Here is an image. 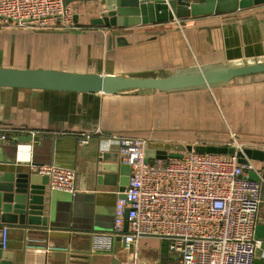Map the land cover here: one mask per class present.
I'll return each instance as SVG.
<instances>
[{"label": "crops", "instance_id": "obj_1", "mask_svg": "<svg viewBox=\"0 0 264 264\" xmlns=\"http://www.w3.org/2000/svg\"><path fill=\"white\" fill-rule=\"evenodd\" d=\"M68 2L77 8L76 28L0 29V66L155 76L195 64L264 60V4L120 28L92 23L96 3ZM217 104L248 147L264 150V73L222 87L173 93L3 88L0 127L8 129L9 138L0 142V171L36 172L25 163L35 157L34 142L21 139L38 135L51 140L45 145L60 153L63 164L73 166L77 184L71 194L51 190L48 183V225L6 224L10 234L5 250L17 264H113V257L118 264H131L132 251L117 239L111 252L92 250L96 233L113 231L115 205L130 174L118 144L107 142V135L151 137L152 143L178 149L187 144L225 145L229 128L219 123ZM97 130L88 143L81 141L83 134ZM44 152H38L37 159ZM257 163L262 172V163ZM165 242L168 250L167 241L141 239V264H153L154 259L171 264L168 251L162 255L160 250L142 249L157 250ZM49 243L67 250H48Z\"/></svg>", "mask_w": 264, "mask_h": 264}, {"label": "built area", "instance_id": "obj_2", "mask_svg": "<svg viewBox=\"0 0 264 264\" xmlns=\"http://www.w3.org/2000/svg\"><path fill=\"white\" fill-rule=\"evenodd\" d=\"M76 13V5L66 0H0V29H73ZM97 132L83 134L81 141L88 143ZM8 138V129L0 127V142ZM106 139L118 144L130 174L115 205L114 229L93 236V251L111 252L121 237L122 247L132 251L131 264H141L140 240L156 238L167 241L178 264H255L262 243L255 236L263 186L257 161L246 157L240 163L236 154L188 151L185 146L176 149L181 157L147 161L151 137L111 133ZM225 145L242 152L248 147L233 130ZM31 167L48 177L51 190L77 191L73 168L55 163ZM251 172L259 179L250 178ZM9 234L10 227L0 222L3 249ZM46 249L67 250L51 243Z\"/></svg>", "mask_w": 264, "mask_h": 264}, {"label": "water", "instance_id": "obj_3", "mask_svg": "<svg viewBox=\"0 0 264 264\" xmlns=\"http://www.w3.org/2000/svg\"><path fill=\"white\" fill-rule=\"evenodd\" d=\"M75 1H92L98 5L97 16L92 18L93 24L120 28L212 14H225L264 4V0ZM261 73H264V60L246 61L239 64L225 62L195 64L176 68L167 75L155 76L0 66V96L2 89L6 87L105 94H118L130 90L173 93L222 87L241 77ZM49 140L41 139L38 135L23 137L21 141L34 142L33 153H35V157H31L25 163L30 165L55 163L73 168L72 165L61 162L63 158L52 146L45 145ZM177 148L167 143H151L145 148V157L147 161L154 158L165 159L168 156L181 157L182 153L176 152ZM185 148L188 151L236 154L240 163H245L246 157L262 163V203L255 228V236L262 239V243L257 249L255 264H264V255L261 252L264 251V150L247 147L242 152L236 151L232 146L211 144H187ZM17 152L18 146H16ZM38 152H44V155L49 156L50 159H46L45 156L37 159ZM125 166L130 173L129 165L125 164ZM112 167L110 166V168ZM250 178L259 179L255 172H251ZM48 182L47 176L36 172L0 171V222L10 225H26L28 223L47 226L48 216L44 213ZM127 226L126 221L125 230H127ZM117 241L120 246L124 245L121 237H117ZM7 251L0 245V264H17ZM112 261L113 264L119 263L115 257Z\"/></svg>", "mask_w": 264, "mask_h": 264}, {"label": "rangeland", "instance_id": "obj_4", "mask_svg": "<svg viewBox=\"0 0 264 264\" xmlns=\"http://www.w3.org/2000/svg\"><path fill=\"white\" fill-rule=\"evenodd\" d=\"M217 111H218V115L220 116V120L219 121H221V122H219L220 124H222V127L224 128L225 126H228V128H229V130H228V128H227V130H228V132L230 133V131L232 130L231 129V127L229 126V125H227V120L225 119V116H224V114H223V112L220 110V106L217 104ZM233 131H236V130H233ZM237 132V131H236ZM238 133V132H237ZM159 248V249H158ZM157 248V250L155 249V248H143L142 247V249L143 250H145V251H152V252H158V250H160V252H161V254L162 255H167V253L169 254V251L167 250V244H166V242L165 243H161L160 244V247H158ZM168 251V252H167ZM167 252V253H166ZM171 254V253H170ZM171 259H172V261L173 262H171V264H178L177 263V260L174 258V256H171ZM162 263V262H161ZM163 264V263H162Z\"/></svg>", "mask_w": 264, "mask_h": 264}]
</instances>
